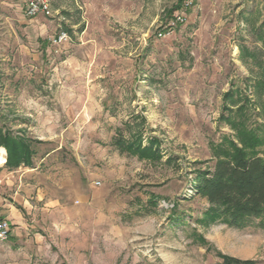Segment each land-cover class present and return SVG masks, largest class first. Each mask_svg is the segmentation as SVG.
Listing matches in <instances>:
<instances>
[{"label": "rangeland", "instance_id": "374dc122", "mask_svg": "<svg viewBox=\"0 0 264 264\" xmlns=\"http://www.w3.org/2000/svg\"><path fill=\"white\" fill-rule=\"evenodd\" d=\"M28 1L0 0V125L34 150L0 165V264H264V230L197 224L191 189L232 133L222 95L259 75L239 46H261L264 0ZM117 129L157 137L173 164L120 154Z\"/></svg>", "mask_w": 264, "mask_h": 264}, {"label": "trees", "instance_id": "16d2710c", "mask_svg": "<svg viewBox=\"0 0 264 264\" xmlns=\"http://www.w3.org/2000/svg\"><path fill=\"white\" fill-rule=\"evenodd\" d=\"M255 34L261 43L257 53L243 44L239 50L244 60L255 61L259 75L251 85L231 84L224 92L219 120L227 124L232 133L224 135L215 147L212 165L193 171L191 189L207 203L201 216L195 219L197 224L219 222L234 228L253 225L264 230V21L257 26ZM248 89L256 100L247 94ZM31 144V140L0 125V147L6 151L5 164L9 168L31 165L34 154ZM111 144L120 154L136 155L139 159L162 161L168 165L175 160L171 155L163 160L161 156L166 149L161 147L157 137H148L143 144L141 130L130 133L117 129ZM154 201L155 197L149 195L139 207L146 210ZM181 218L176 217L175 221H181ZM217 254L223 264L253 263L252 260Z\"/></svg>", "mask_w": 264, "mask_h": 264}, {"label": "built area", "instance_id": "2783aa9c", "mask_svg": "<svg viewBox=\"0 0 264 264\" xmlns=\"http://www.w3.org/2000/svg\"><path fill=\"white\" fill-rule=\"evenodd\" d=\"M39 9H41L43 12L49 13L47 5L43 0H29L27 2L26 12L28 15H34ZM176 20L181 21L182 18L177 16ZM10 230V222L6 219H0V241L5 240L9 236Z\"/></svg>", "mask_w": 264, "mask_h": 264}, {"label": "bare ground", "instance_id": "6f19581e", "mask_svg": "<svg viewBox=\"0 0 264 264\" xmlns=\"http://www.w3.org/2000/svg\"><path fill=\"white\" fill-rule=\"evenodd\" d=\"M0 151L4 152V149L2 147H0ZM2 154V153H1ZM3 156V155H2ZM2 156H0V165L3 164L5 162V158H3Z\"/></svg>", "mask_w": 264, "mask_h": 264}, {"label": "crops", "instance_id": "0c3cea01", "mask_svg": "<svg viewBox=\"0 0 264 264\" xmlns=\"http://www.w3.org/2000/svg\"><path fill=\"white\" fill-rule=\"evenodd\" d=\"M76 247H68L67 250H71V249H74ZM61 255L64 257V253H61Z\"/></svg>", "mask_w": 264, "mask_h": 264}]
</instances>
